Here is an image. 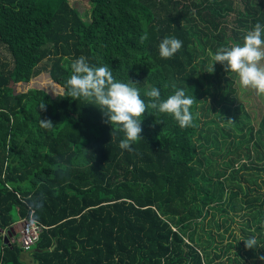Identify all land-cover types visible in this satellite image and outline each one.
Segmentation results:
<instances>
[{
    "label": "trees",
    "instance_id": "obj_1",
    "mask_svg": "<svg viewBox=\"0 0 264 264\" xmlns=\"http://www.w3.org/2000/svg\"><path fill=\"white\" fill-rule=\"evenodd\" d=\"M70 1L0 0V264H264V101L251 117L235 74L210 69L264 25V1L87 0V21ZM165 37L182 41L169 59ZM80 56L146 102L152 86L161 99L184 88L192 126L148 110L143 139L122 150L94 106L10 88L47 74L63 89ZM30 218L43 229L24 253L14 229Z\"/></svg>",
    "mask_w": 264,
    "mask_h": 264
},
{
    "label": "clouds",
    "instance_id": "obj_2",
    "mask_svg": "<svg viewBox=\"0 0 264 264\" xmlns=\"http://www.w3.org/2000/svg\"><path fill=\"white\" fill-rule=\"evenodd\" d=\"M147 39L141 36V43ZM182 48V41L175 37H165L158 45L159 56L169 59ZM264 25L256 23L243 36L242 44L231 47H220L211 55L210 69L220 64L226 73L235 74L242 88L252 89L258 95H264ZM71 76L66 80L62 89L63 96L72 100H80L97 108L103 122L112 130L123 134L118 147L122 150H131V146L143 139L141 136V123L148 110L156 115H169L180 128L192 126L194 115L191 111L197 103L193 95H188L184 88L171 85L174 94L166 99H161L160 88L152 86L144 95L148 102L141 98V91L136 86L138 83L127 78V82L118 81L108 64L92 65L85 56L73 60L70 65ZM168 87L167 84L164 85ZM202 102V101H199ZM38 108L46 110L42 101ZM199 115L198 113L196 114ZM227 123H234L228 119ZM42 129L50 130L54 127L49 119H39ZM247 249L256 245L254 237L243 240Z\"/></svg>",
    "mask_w": 264,
    "mask_h": 264
},
{
    "label": "rangeland",
    "instance_id": "obj_3",
    "mask_svg": "<svg viewBox=\"0 0 264 264\" xmlns=\"http://www.w3.org/2000/svg\"><path fill=\"white\" fill-rule=\"evenodd\" d=\"M233 1L234 4L240 6V0H233ZM70 6L78 12L79 16L82 18L83 21L88 20L89 9L91 6L87 3V0H71ZM231 16H232L231 19L233 20L234 19L233 14H231ZM235 87L237 89L236 97L239 100L238 102H242L247 107V110L251 109V111H249L251 117H255V119L257 118L259 119L257 109H261L263 107L264 95H261V97H259V95L254 90L250 88L248 89L242 88L239 85L237 78L235 80ZM10 88L13 90L14 95L18 93H25L30 89L42 90L51 97H54L62 93V89H59L58 87L52 85L50 79L47 77V74L39 75L36 78L31 79L26 84L25 83L11 84ZM252 109H254L255 111L254 114L252 112L253 111ZM255 122H252V125L257 127L256 125H254ZM14 230L16 231L15 234H17L19 229L17 228Z\"/></svg>",
    "mask_w": 264,
    "mask_h": 264
},
{
    "label": "built area",
    "instance_id": "obj_4",
    "mask_svg": "<svg viewBox=\"0 0 264 264\" xmlns=\"http://www.w3.org/2000/svg\"><path fill=\"white\" fill-rule=\"evenodd\" d=\"M18 226V237L16 239L22 251L27 253L31 250L34 243L37 242L38 236L43 228L32 218L28 221L21 220Z\"/></svg>",
    "mask_w": 264,
    "mask_h": 264
},
{
    "label": "water",
    "instance_id": "obj_5",
    "mask_svg": "<svg viewBox=\"0 0 264 264\" xmlns=\"http://www.w3.org/2000/svg\"><path fill=\"white\" fill-rule=\"evenodd\" d=\"M22 259H27L29 261V264H38L34 261V259L30 256V254H24L21 256Z\"/></svg>",
    "mask_w": 264,
    "mask_h": 264
},
{
    "label": "crops",
    "instance_id": "obj_6",
    "mask_svg": "<svg viewBox=\"0 0 264 264\" xmlns=\"http://www.w3.org/2000/svg\"><path fill=\"white\" fill-rule=\"evenodd\" d=\"M29 264V263H28Z\"/></svg>",
    "mask_w": 264,
    "mask_h": 264
}]
</instances>
